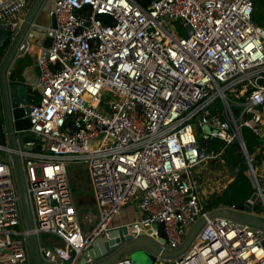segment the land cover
<instances>
[{"label":"built area","instance_id":"obj_1","mask_svg":"<svg viewBox=\"0 0 264 264\" xmlns=\"http://www.w3.org/2000/svg\"><path fill=\"white\" fill-rule=\"evenodd\" d=\"M254 1L151 0L143 7L141 0H45L56 29L32 25L52 44L38 50L33 91L39 96L28 104L26 133L35 142L18 151L33 229L25 227L5 139L0 264H32L30 234H51L63 244H39L42 263L78 264L87 238L107 236L108 225L134 199L139 217L114 229L126 228L132 241L148 239L161 252L180 249L204 222L181 257L153 255V264H264V231L203 212L191 176L221 155L208 153L207 145L206 153L200 149L197 129L206 144L237 146L256 194L250 217L264 223V28L252 21ZM29 7V0H0V25L12 38ZM178 22L192 34L178 37ZM243 129L261 141L252 156ZM71 164L86 166L98 209L89 236L77 221ZM84 219L96 221L92 214ZM160 223L164 243L152 228ZM116 264L133 262L125 256Z\"/></svg>","mask_w":264,"mask_h":264},{"label":"water","instance_id":"obj_2","mask_svg":"<svg viewBox=\"0 0 264 264\" xmlns=\"http://www.w3.org/2000/svg\"><path fill=\"white\" fill-rule=\"evenodd\" d=\"M44 3L45 0H33L24 22L13 38L8 34L7 28L0 25V128L4 143L6 139L12 151L13 172L21 199L25 227L28 231L33 229V224L18 151L29 149L26 144L35 142V136L26 133L31 127L28 117L30 103L28 81L30 74L38 78L40 69L28 53L27 38L31 35L32 25L37 22ZM50 27L56 29V19L53 15L50 17ZM185 30L187 35L192 34L188 26ZM51 44V38L44 36L42 48H49ZM21 73L24 75L20 77ZM197 136L200 149L206 153L207 144L201 138L200 129H197ZM35 150L39 151L40 146L37 145ZM259 160V155L254 156L255 163ZM255 201L256 194L253 193L248 201L235 206L232 211L222 208L210 216L259 227L264 231V223L250 217L252 204ZM203 223V220L198 221L181 248L170 252H161L157 245L145 238L132 241L127 235L126 228H112L107 231V236H89L86 240L88 250L82 252L77 262L78 264H87L88 261L91 262L90 264H116L121 258L129 256L133 264H153L155 260L153 255H160L162 258H179L192 245ZM152 228L157 230L159 242L164 243V225L160 223ZM150 233L151 231H147V234ZM29 248L32 264H45L41 261L38 238L34 234L29 235Z\"/></svg>","mask_w":264,"mask_h":264},{"label":"trees","instance_id":"obj_3","mask_svg":"<svg viewBox=\"0 0 264 264\" xmlns=\"http://www.w3.org/2000/svg\"><path fill=\"white\" fill-rule=\"evenodd\" d=\"M151 0H141V5L146 7ZM253 23L264 28V2L263 0H255L253 3L252 13ZM38 99L35 100L37 102ZM242 137L245 142L247 152L250 156L254 155L255 147L261 141L255 137L250 130L243 129ZM4 143V138L0 128V144ZM208 153H221L220 160L228 167L233 174V180L226 185L221 192H214L204 198L200 203L203 212L213 213L222 208H230L242 205L250 199L253 194V187L248 175V168L244 159L235 145L224 146V143L218 140L207 142ZM258 165V163H256ZM254 165V163H253ZM259 210V208L255 209Z\"/></svg>","mask_w":264,"mask_h":264},{"label":"rangeland","instance_id":"obj_4","mask_svg":"<svg viewBox=\"0 0 264 264\" xmlns=\"http://www.w3.org/2000/svg\"><path fill=\"white\" fill-rule=\"evenodd\" d=\"M173 31L178 37H185L187 35L185 28L182 27L180 22L173 24ZM202 130L205 133L210 132V129L207 126H203ZM256 166L257 164L254 162V167ZM85 168L86 166L83 164H71L67 166L68 178L71 184L72 193L75 197H79L81 193H83V191H86L89 188V185L86 182L87 174ZM256 171L259 172L261 171V169H256ZM191 176L195 181L199 193L200 203H202L204 198L209 194L214 192H221L223 188H225L226 185L233 180V174L228 169V167L223 164L220 158L207 161L199 167L192 169ZM257 208L259 207L254 206V209ZM75 211L77 215V221L81 226L83 232L85 233L86 231L91 230L94 226L85 223L84 219V216L87 213V209H80L78 207V204L76 203ZM259 211L262 212L261 208H259ZM38 242L43 247H53L57 242L60 241L51 234H41L38 237Z\"/></svg>","mask_w":264,"mask_h":264},{"label":"crops","instance_id":"obj_5","mask_svg":"<svg viewBox=\"0 0 264 264\" xmlns=\"http://www.w3.org/2000/svg\"><path fill=\"white\" fill-rule=\"evenodd\" d=\"M33 2V0H29V3L31 5V3ZM49 10V5L47 3V5L45 4L42 12L40 13L36 24H41L42 26H48L50 25V17L49 15L46 13V11ZM31 35L27 38V43H28V53L31 55V57L34 59V62L36 64L37 61V54H38V50L42 47V42L44 40V35L42 34H36L33 32V30L30 33ZM36 38H38L36 40ZM24 73L20 74V77L23 76ZM37 81V77H34L33 75H29V101L30 102H35L36 99H38L39 94H37V96H35V93H37L36 91H33L34 86L36 84ZM33 91V92H32ZM5 154L0 152V159L1 160H5ZM86 169V182L89 185V188L86 191H83V193H81V195L78 196H74V203L78 204V207L80 209H87V213L85 214H92L95 216L96 221L94 222V224H92L94 227L91 230L86 231L84 234H86V236L91 235V233L96 229L97 227V223H98V209L96 206V202L94 199V195H93V190H92V186H91V182L87 173V168ZM72 189V188H71ZM224 189V188H223ZM73 194V193H72ZM138 199H134L131 202H129L126 206H124L120 212V214L118 215V217L114 218V220L108 225L109 229L121 226V225H127L130 222L136 220L139 217V212H138ZM84 216V217H85ZM81 227V226H80ZM83 231V230H82ZM60 241V240H59ZM40 244V243H39ZM62 242H57L53 247H58V246H62ZM53 247H46V248H53Z\"/></svg>","mask_w":264,"mask_h":264}]
</instances>
